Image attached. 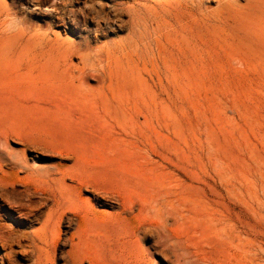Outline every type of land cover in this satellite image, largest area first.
<instances>
[{
    "label": "rangeland",
    "instance_id": "1",
    "mask_svg": "<svg viewBox=\"0 0 264 264\" xmlns=\"http://www.w3.org/2000/svg\"><path fill=\"white\" fill-rule=\"evenodd\" d=\"M0 264H264V0H0Z\"/></svg>",
    "mask_w": 264,
    "mask_h": 264
},
{
    "label": "bare ground",
    "instance_id": "2",
    "mask_svg": "<svg viewBox=\"0 0 264 264\" xmlns=\"http://www.w3.org/2000/svg\"><path fill=\"white\" fill-rule=\"evenodd\" d=\"M194 6H196V7H198V4L196 3V4H194ZM7 13L8 12V10L7 9H5L4 11H3V13ZM8 16H9V14H7ZM50 212L52 213V214H55L56 213V210L55 209H53V208H51L50 209Z\"/></svg>",
    "mask_w": 264,
    "mask_h": 264
}]
</instances>
